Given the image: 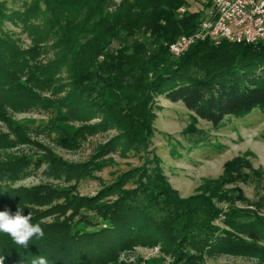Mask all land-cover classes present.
Listing matches in <instances>:
<instances>
[{
    "label": "trees",
    "instance_id": "1",
    "mask_svg": "<svg viewBox=\"0 0 264 264\" xmlns=\"http://www.w3.org/2000/svg\"><path fill=\"white\" fill-rule=\"evenodd\" d=\"M186 4L29 0L22 10H14L0 0V118L9 131L0 132V152L30 142L27 126L12 122L8 110L24 113L56 106L51 132L67 120L81 125L58 131L67 147L117 130L94 163L68 165L56 157L45 161L52 178L78 183L117 147L125 156L149 152L155 98L180 104L219 129L227 118L264 108V42L205 41L179 58L170 54L169 45L195 33L203 18L199 11L181 17L178 11ZM7 22L22 26L31 47L24 49L19 37L5 30ZM50 49L53 59L40 62ZM49 92L55 100L45 97ZM183 134L196 145L208 141L195 127ZM236 163H228L224 175L204 184L200 194L182 199L155 155L93 197H76L72 189L15 187L32 163L26 158L0 160V211L15 213L20 207L44 231L27 249L0 233V257L4 264H31L38 257L48 264H111L122 252L142 246L159 248L169 258L151 264H206L208 253L264 261V219L241 211L224 216L215 204V199H228L223 187L231 184ZM220 220L222 227L216 224Z\"/></svg>",
    "mask_w": 264,
    "mask_h": 264
},
{
    "label": "rangeland",
    "instance_id": "2",
    "mask_svg": "<svg viewBox=\"0 0 264 264\" xmlns=\"http://www.w3.org/2000/svg\"><path fill=\"white\" fill-rule=\"evenodd\" d=\"M8 7L22 10L23 4L29 0H4ZM5 30L19 37L24 49L31 47V39L22 26L7 22ZM117 45H115L116 47ZM54 51L40 57V62L52 60ZM175 58V57H174ZM60 95L59 97H62ZM45 97L50 101L56 98L49 94ZM156 109L154 134L147 154L129 153L125 156L120 147L114 153L101 158L98 170L80 182H65L54 179L47 173L45 161L52 157L63 164L79 165L94 163L101 147L118 135L111 129L89 136L76 147H67L58 132L65 129L79 128L81 125L70 120L58 123L57 131L51 132L56 106L48 109H34L24 113L8 110V118L12 122L27 126L29 144L17 143L16 146L0 152V160L26 158L32 163L27 177H23L15 187H48L55 189H72L74 196L93 197L104 187L114 183L122 174L142 167L146 158L155 155L161 161V168L171 187L180 198L188 199L200 194L204 184L216 181L224 175L228 163L237 162L232 166V182L223 187L228 199H215L216 206L223 215L241 211L251 213L264 219V108H257L243 118H227L222 127L196 119L180 104H172L163 97L155 98ZM96 121L90 124L94 125ZM195 127L207 134L208 141L196 145L184 137V131ZM61 128V129H59ZM0 132L9 133L8 126L0 118ZM50 175V176H49ZM131 185H128L130 187ZM69 215V214H68ZM223 216V217H224ZM56 216L43 220L53 221ZM221 221L216 224L222 227ZM206 264H264V261L251 255H219L208 253ZM165 258L159 248L134 247L120 254L118 260L111 264H151Z\"/></svg>",
    "mask_w": 264,
    "mask_h": 264
},
{
    "label": "built area",
    "instance_id": "3",
    "mask_svg": "<svg viewBox=\"0 0 264 264\" xmlns=\"http://www.w3.org/2000/svg\"><path fill=\"white\" fill-rule=\"evenodd\" d=\"M179 9L182 17L189 11L203 12L198 29L169 45L170 54L179 58L193 45L210 41L237 44L264 42V0H187Z\"/></svg>",
    "mask_w": 264,
    "mask_h": 264
},
{
    "label": "clouds",
    "instance_id": "4",
    "mask_svg": "<svg viewBox=\"0 0 264 264\" xmlns=\"http://www.w3.org/2000/svg\"><path fill=\"white\" fill-rule=\"evenodd\" d=\"M31 221V213L24 215L20 207L15 213L8 210L0 211V233L8 235L17 246L27 249L30 240L44 236L40 223L33 224ZM4 259V256L0 257V264H4ZM31 264H48V261L44 257H38L34 258Z\"/></svg>",
    "mask_w": 264,
    "mask_h": 264
}]
</instances>
